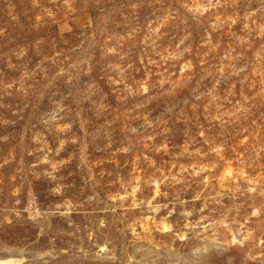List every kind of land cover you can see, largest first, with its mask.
I'll return each mask as SVG.
<instances>
[{
	"label": "rangeland",
	"instance_id": "rangeland-1",
	"mask_svg": "<svg viewBox=\"0 0 264 264\" xmlns=\"http://www.w3.org/2000/svg\"><path fill=\"white\" fill-rule=\"evenodd\" d=\"M264 264V0H0V260Z\"/></svg>",
	"mask_w": 264,
	"mask_h": 264
},
{
	"label": "bare ground",
	"instance_id": "bare-ground-1",
	"mask_svg": "<svg viewBox=\"0 0 264 264\" xmlns=\"http://www.w3.org/2000/svg\"><path fill=\"white\" fill-rule=\"evenodd\" d=\"M18 260L11 258V259H2L0 260V264H15Z\"/></svg>",
	"mask_w": 264,
	"mask_h": 264
}]
</instances>
